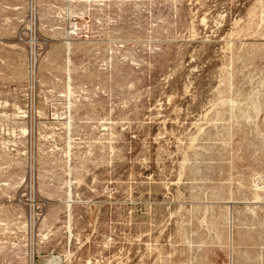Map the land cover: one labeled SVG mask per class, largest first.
Here are the masks:
<instances>
[{"label": "rangeland", "instance_id": "rangeland-1", "mask_svg": "<svg viewBox=\"0 0 264 264\" xmlns=\"http://www.w3.org/2000/svg\"><path fill=\"white\" fill-rule=\"evenodd\" d=\"M39 1L32 98L0 0V222L33 181L62 264H264V0Z\"/></svg>", "mask_w": 264, "mask_h": 264}, {"label": "built area", "instance_id": "built-area-1", "mask_svg": "<svg viewBox=\"0 0 264 264\" xmlns=\"http://www.w3.org/2000/svg\"><path fill=\"white\" fill-rule=\"evenodd\" d=\"M39 0H26L24 11L25 20L28 22L29 30V58L26 65V88L30 96H34L38 85L37 58L34 52V29L39 14ZM33 49V53H32ZM31 177V175H30ZM254 187L264 191V174H256L253 179ZM25 193L15 201L16 204L24 206L27 210L23 221L14 224L0 222V252H12L17 258L24 260L25 264H37L40 248L45 236L39 232V225L43 216L44 204L37 196L36 185L32 182L24 185ZM19 190L23 191L20 187Z\"/></svg>", "mask_w": 264, "mask_h": 264}, {"label": "bare ground", "instance_id": "bare-ground-1", "mask_svg": "<svg viewBox=\"0 0 264 264\" xmlns=\"http://www.w3.org/2000/svg\"><path fill=\"white\" fill-rule=\"evenodd\" d=\"M254 9V8H253ZM261 13H263V12H261ZM252 14V13H251ZM260 15V14H259ZM263 15V14H262ZM253 17V16H252ZM255 17V16H254ZM205 18V17H204ZM203 18V19H204ZM251 18V17H250ZM264 18V17H263ZM255 19V18H254ZM254 19H252L253 20V23H254ZM261 19V18H260ZM251 20V19H250ZM259 20V19H258ZM262 21V20H261ZM204 23V22H203ZM259 24V23H258ZM257 25V24H256ZM254 26V25H253ZM258 28V27H257ZM70 77V76H69ZM69 80H70V78H69ZM71 92V91H70ZM72 93V92H71ZM18 107V106H17ZM16 107V108H17ZM18 109L20 110V108L18 107ZM24 113V112H23ZM24 117H25V115H24ZM22 131H23V133L24 132H26V128H23L22 129ZM71 146V144H69V147ZM70 185H71V182L69 181V187H70ZM71 188V187H70ZM256 195H258V194H256ZM261 196V195H260ZM260 196H259V198H260ZM68 197L69 198H71L72 196H71V191L69 190V194H68ZM262 197V196H261ZM254 199H258V197L257 198H254ZM263 200V199H262ZM72 201V199H69L67 202H68V210H69V212H71V204H69L70 202ZM257 201H259V200H257ZM70 236H71V232H70ZM45 239H47V236H45ZM49 257V255H46V256H44V255H39V259H38V263L39 264H62V259H61V257L60 256H58V255H56V256H54V255H50V257L49 258H46V257ZM59 258H58V257ZM36 262V263H37Z\"/></svg>", "mask_w": 264, "mask_h": 264}]
</instances>
